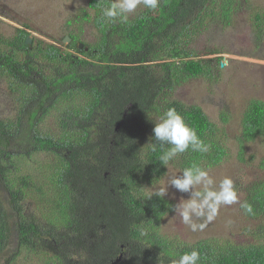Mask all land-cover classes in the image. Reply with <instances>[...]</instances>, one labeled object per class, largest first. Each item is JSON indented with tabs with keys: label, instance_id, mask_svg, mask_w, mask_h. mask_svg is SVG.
<instances>
[{
	"label": "trees",
	"instance_id": "trees-1",
	"mask_svg": "<svg viewBox=\"0 0 264 264\" xmlns=\"http://www.w3.org/2000/svg\"><path fill=\"white\" fill-rule=\"evenodd\" d=\"M110 3L88 0L61 37L30 44L26 23L8 32L0 19V88L10 101L0 96V264H158L160 255L171 264L192 249L198 264H264V177L235 182L253 214L239 203L225 208L242 226L223 235L214 233L227 223L219 214L192 232L169 210L178 200L147 199L171 168L264 170L252 150L264 143L262 99L213 118L177 95L192 80L221 78L222 57H202L221 51L195 52L210 26L228 28L248 11L263 41L264 3L161 0L154 10L139 5L126 22L103 17ZM169 108L210 147L189 149L166 169L159 156L170 146L153 150L149 140Z\"/></svg>",
	"mask_w": 264,
	"mask_h": 264
},
{
	"label": "rangeland",
	"instance_id": "rangeland-1",
	"mask_svg": "<svg viewBox=\"0 0 264 264\" xmlns=\"http://www.w3.org/2000/svg\"><path fill=\"white\" fill-rule=\"evenodd\" d=\"M87 2L88 0H0L2 28L13 32L16 27H24L23 23H26L30 27L28 31L31 36L49 41L51 40L49 36H62V27H65L66 20ZM251 2L263 4L264 0H251ZM194 43L196 53H203L205 49L214 48L221 51L219 54L202 56L222 57L224 66H222L221 78L213 85L203 79L192 80L179 88V94H177L179 97L187 103L200 105L213 118H219L224 110L227 112L244 110L252 98L264 101V39L260 43L255 41L248 22V11L240 12L235 24L228 28L210 26ZM6 95L0 88V96L4 105L10 103ZM9 111L2 110V113L8 114ZM252 150L258 154L259 159L264 158V143L261 140H256L252 144ZM174 172H178V169L171 168L165 179ZM210 174L217 183L225 176L231 177L236 182L239 178L264 177V170L252 166L233 168L227 164L211 170ZM173 193H175L176 200H179L181 195L185 198L188 196V193H180L174 187L169 186V195L166 196L171 198ZM225 208L228 206H224L219 212V218L227 221L226 226H222V229H215V234L223 235L241 230V222L232 216H227ZM214 225L217 227V222ZM168 227L175 232V222ZM186 238L190 240L192 236H186Z\"/></svg>",
	"mask_w": 264,
	"mask_h": 264
},
{
	"label": "clouds",
	"instance_id": "clouds-1",
	"mask_svg": "<svg viewBox=\"0 0 264 264\" xmlns=\"http://www.w3.org/2000/svg\"><path fill=\"white\" fill-rule=\"evenodd\" d=\"M161 0H111L110 6L103 9V17L110 21L117 19L127 21L128 15L134 13L139 5L143 4L148 9H156ZM153 135L149 141L155 150L156 143L167 144L170 147L159 156L160 164L166 169L170 162H174L180 155L189 149L194 152L207 153L209 145L197 135L194 128L189 126L184 117L175 108H169L154 123ZM211 169L204 168L197 163L171 173L165 180H161L159 186L149 187L147 199L157 197L164 200L169 195V186L174 187L180 193H188L179 197L175 204L170 205L169 210L178 216L180 222L188 226L192 232L203 231L208 223L214 221L222 206H230L239 203L246 214H253L252 206L247 202H240L239 190L234 180L225 176L217 183L210 174ZM175 200V193L171 194ZM201 256L197 249L185 252L171 264H198ZM158 264H166L161 255Z\"/></svg>",
	"mask_w": 264,
	"mask_h": 264
},
{
	"label": "water",
	"instance_id": "water-1",
	"mask_svg": "<svg viewBox=\"0 0 264 264\" xmlns=\"http://www.w3.org/2000/svg\"><path fill=\"white\" fill-rule=\"evenodd\" d=\"M32 40H33V37L32 36H28L27 39H26V43L30 44L32 42ZM71 40L72 39H71V37L68 34L65 35L64 38H63V42L66 43V44L70 43ZM79 46L82 47L83 44L79 43ZM221 66H224V62H221Z\"/></svg>",
	"mask_w": 264,
	"mask_h": 264
}]
</instances>
